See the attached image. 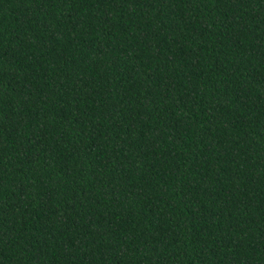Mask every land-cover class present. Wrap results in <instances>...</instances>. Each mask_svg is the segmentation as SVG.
<instances>
[{
    "label": "trees",
    "instance_id": "16d2710c",
    "mask_svg": "<svg viewBox=\"0 0 264 264\" xmlns=\"http://www.w3.org/2000/svg\"><path fill=\"white\" fill-rule=\"evenodd\" d=\"M0 264H264V0H0Z\"/></svg>",
    "mask_w": 264,
    "mask_h": 264
}]
</instances>
